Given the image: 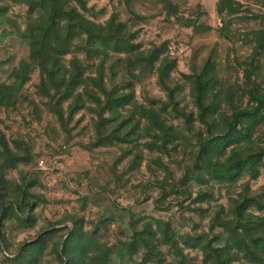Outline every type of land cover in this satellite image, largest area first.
Segmentation results:
<instances>
[{"label": "rangeland", "instance_id": "1", "mask_svg": "<svg viewBox=\"0 0 264 264\" xmlns=\"http://www.w3.org/2000/svg\"><path fill=\"white\" fill-rule=\"evenodd\" d=\"M0 4V82L12 84L39 10ZM72 4L90 23L58 57L83 81L45 93L34 62L0 107V264H264L237 245L264 226V0ZM229 131L209 157L204 143ZM237 157L250 164L221 179ZM158 223L176 245H156Z\"/></svg>", "mask_w": 264, "mask_h": 264}, {"label": "trees", "instance_id": "2", "mask_svg": "<svg viewBox=\"0 0 264 264\" xmlns=\"http://www.w3.org/2000/svg\"><path fill=\"white\" fill-rule=\"evenodd\" d=\"M72 1L77 2V0H30L39 10V14L30 21L29 24L31 25H29L27 31V39L30 46V59L32 61L27 62L24 60L19 64V67L15 70V81L12 84L0 82V107H8L14 104L17 99L19 88L23 81L26 80L27 74L30 71V65L34 62L37 63L42 75H44L42 78V88L43 91H47L45 93H48V89H53L57 92L63 86L70 88L83 81L80 76L78 80V73H71L72 75L66 78L58 57L67 51V48H64L65 42L62 39L68 40L70 37L72 38L76 35H80L82 33L81 31L84 29L83 24L90 23V21L86 20L85 16L77 10L76 6L72 4ZM5 9L6 6L0 4V23L8 20V16L5 15ZM99 39L100 37H96L94 41L101 44L102 40ZM58 41L61 43H58ZM101 84L102 79H99V81L95 82L94 86L103 91L100 86ZM129 99L127 95L119 97L117 101L119 104H125L130 101ZM142 111L143 112H140L141 117L149 119L147 112L144 109H142ZM152 117L155 127L161 128L163 120L158 111L153 110ZM229 134H231V131H229L225 137L212 138L204 143L208 148L206 151L209 152H207L209 157L213 152H217L223 147L225 141L222 142V139L229 138ZM234 142H239V139L231 140L227 143L230 144ZM6 148L5 146V149ZM249 164L250 160L248 157L242 159L237 157L231 160L228 166H226V170L222 169L219 172L221 179L230 182L235 181L242 168L247 167ZM262 227L264 226L254 227V225L251 224L250 229H254L255 233L246 229L247 235L239 234L237 239V245L258 261H264V233H259ZM144 228L145 229L140 233V237L143 245L148 248L150 242L146 237L150 233V225L145 224ZM156 231L161 237L156 245L160 246L161 243H165L166 240L164 238L176 245L177 240L174 238L175 232L168 223H158ZM158 253H160V249H158Z\"/></svg>", "mask_w": 264, "mask_h": 264}]
</instances>
